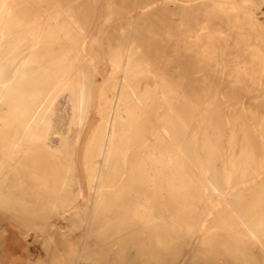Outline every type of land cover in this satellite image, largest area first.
I'll list each match as a JSON object with an SVG mask.
<instances>
[{
  "label": "bare ground",
  "instance_id": "1",
  "mask_svg": "<svg viewBox=\"0 0 264 264\" xmlns=\"http://www.w3.org/2000/svg\"><path fill=\"white\" fill-rule=\"evenodd\" d=\"M0 264H264V0H0Z\"/></svg>",
  "mask_w": 264,
  "mask_h": 264
}]
</instances>
